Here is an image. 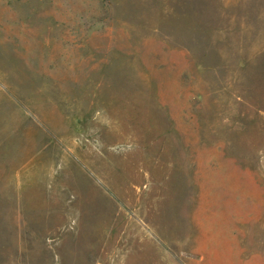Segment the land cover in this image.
<instances>
[{
	"label": "rangeland",
	"instance_id": "1",
	"mask_svg": "<svg viewBox=\"0 0 264 264\" xmlns=\"http://www.w3.org/2000/svg\"><path fill=\"white\" fill-rule=\"evenodd\" d=\"M0 264H264V0H0Z\"/></svg>",
	"mask_w": 264,
	"mask_h": 264
}]
</instances>
